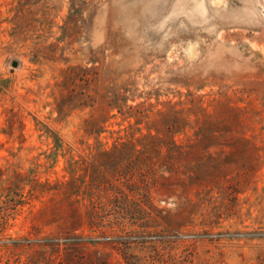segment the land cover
Wrapping results in <instances>:
<instances>
[{"label": "rangeland", "instance_id": "rangeland-1", "mask_svg": "<svg viewBox=\"0 0 264 264\" xmlns=\"http://www.w3.org/2000/svg\"><path fill=\"white\" fill-rule=\"evenodd\" d=\"M0 264H264V0H0Z\"/></svg>", "mask_w": 264, "mask_h": 264}, {"label": "water", "instance_id": "water-1", "mask_svg": "<svg viewBox=\"0 0 264 264\" xmlns=\"http://www.w3.org/2000/svg\"><path fill=\"white\" fill-rule=\"evenodd\" d=\"M18 65V62L16 61V60H13L12 62H11V66L12 67H16Z\"/></svg>", "mask_w": 264, "mask_h": 264}]
</instances>
